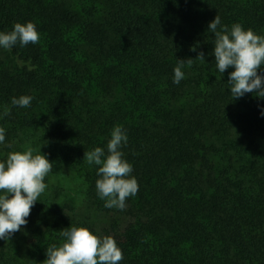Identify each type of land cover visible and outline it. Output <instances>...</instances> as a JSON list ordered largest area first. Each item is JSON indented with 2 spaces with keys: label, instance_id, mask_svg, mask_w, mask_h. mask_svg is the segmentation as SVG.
Masks as SVG:
<instances>
[{
  "label": "trees",
  "instance_id": "1",
  "mask_svg": "<svg viewBox=\"0 0 264 264\" xmlns=\"http://www.w3.org/2000/svg\"><path fill=\"white\" fill-rule=\"evenodd\" d=\"M217 15L264 35V0H0V31L32 22L40 33L36 45L0 49L11 145L0 160L31 147L53 163L27 225L0 240V264H44L71 225L113 237L120 264H264V99L232 97L234 69L221 74L211 55ZM200 52L205 63L174 84L177 59ZM22 95L31 107L11 105ZM116 125L139 184L123 211L104 207L98 166L83 161L107 152ZM58 168L80 183L79 202L55 182Z\"/></svg>",
  "mask_w": 264,
  "mask_h": 264
},
{
  "label": "clouds",
  "instance_id": "2",
  "mask_svg": "<svg viewBox=\"0 0 264 264\" xmlns=\"http://www.w3.org/2000/svg\"><path fill=\"white\" fill-rule=\"evenodd\" d=\"M208 31L214 34V48L217 70L228 74L230 92L234 99L248 93L264 99V35L256 34L252 29L245 30L241 24L231 28L223 25L217 15L209 22ZM40 33L32 22L16 23L10 32L0 31V49L11 50L17 44L26 47L36 45ZM194 50V49H193ZM205 63V54L200 52L195 60H179L173 69V83L179 84L186 78L184 69L190 68L194 61ZM33 96L22 95L11 98L13 107H31ZM10 115V109L0 113V119ZM260 116L264 118V106L260 107ZM104 148L95 147L85 152L84 160L97 167L96 191L103 200L105 208L123 211L126 200L137 195L139 184L133 173V166L124 157L121 150L127 146L128 135L121 125L113 127ZM6 129L0 127V145L5 144ZM28 147L24 151L9 152L7 158L0 160V240L8 241L22 226L28 223L31 209L39 197L45 193L48 185L45 178L53 172V163L47 155L38 154ZM64 242L52 244L46 248L44 264H120L123 251L111 236L98 237L85 227L70 226L59 232Z\"/></svg>",
  "mask_w": 264,
  "mask_h": 264
},
{
  "label": "rangeland",
  "instance_id": "3",
  "mask_svg": "<svg viewBox=\"0 0 264 264\" xmlns=\"http://www.w3.org/2000/svg\"><path fill=\"white\" fill-rule=\"evenodd\" d=\"M65 170L63 169H56V171L52 174L53 178H55V182L59 183L61 185V183L63 184L62 186H64L66 188V191L68 193H71V195L76 199L77 202L80 201L81 198V187H80V183L75 180V179H67L63 174H65L64 172ZM83 214H90V210L89 208H84L82 210ZM95 219V222H97V225H99L100 227V232H104V229L107 225H105L103 217L99 216L96 219V216H92ZM126 223L129 222V220L125 221Z\"/></svg>",
  "mask_w": 264,
  "mask_h": 264
}]
</instances>
